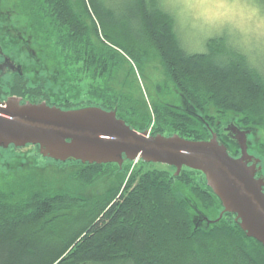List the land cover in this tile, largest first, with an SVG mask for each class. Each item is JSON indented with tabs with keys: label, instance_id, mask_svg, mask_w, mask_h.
I'll use <instances>...</instances> for the list:
<instances>
[{
	"label": "trees",
	"instance_id": "trees-1",
	"mask_svg": "<svg viewBox=\"0 0 264 264\" xmlns=\"http://www.w3.org/2000/svg\"><path fill=\"white\" fill-rule=\"evenodd\" d=\"M134 5L130 15L117 16L100 0H0V46L33 69L32 84L19 72L5 84L31 102L65 109L97 105L121 118L128 98L119 94L116 80L126 82L132 69L127 60L142 66L158 59L187 105L154 102L145 115L147 122L153 116L150 134L208 139L231 112L241 124L264 131V73L245 54L220 37L211 38L206 51L186 52L173 16L159 0ZM48 69L66 76V92L56 104L49 101ZM155 86L159 92L162 86ZM254 144L264 149V138ZM44 158L78 164L70 175L76 184L68 192L27 194L21 184L20 196L0 189V264H264V246L245 234L234 214L218 218L221 202L199 170L183 166L175 175L173 166L143 168L152 162L138 158L128 172L130 160L118 165ZM109 165L115 167L114 180L79 206L81 198L72 190L111 175ZM189 198L217 218L194 227ZM76 208L82 209L78 219L71 214ZM62 213L63 230L45 233Z\"/></svg>",
	"mask_w": 264,
	"mask_h": 264
},
{
	"label": "rangeland",
	"instance_id": "rangeland-1",
	"mask_svg": "<svg viewBox=\"0 0 264 264\" xmlns=\"http://www.w3.org/2000/svg\"><path fill=\"white\" fill-rule=\"evenodd\" d=\"M100 1L114 9L117 16L130 15L135 8V0ZM159 1L163 8L173 16L178 41L186 52L206 51L209 48V40L213 37H220L231 48L245 54L250 64L264 73V5L259 0ZM0 48L1 50L3 49L2 46ZM2 51L3 53H7L4 50ZM123 55L127 57L125 54ZM8 57L18 69L15 72L24 73L27 76L26 80H29L32 84V66L25 67L22 60L15 57L12 58L9 54ZM127 61H130L132 69L128 72L126 82H121V77L116 80V86H120L119 94L125 95L128 98L124 110L119 111V114L128 123L132 125L136 124V126L142 128L141 130H147L150 133L153 125V116L151 113V118L147 122L145 115L148 109L151 112V105L154 102H165V104L176 103L181 107H184L187 103L180 92L162 73L158 59L146 61L142 66H138L131 59ZM13 73L4 75L0 88L9 89L8 84H5V82L11 79ZM118 74V77H123V71L118 72ZM47 75L48 81L46 82V87L51 91L49 92V101L56 104L57 98L63 96L66 92L64 87L66 82L65 72H56V70L48 69ZM57 81L60 82V85ZM156 83L162 86L159 92L156 90ZM40 97L37 98L42 99ZM25 98L28 101L30 100V97L25 96ZM228 114V117H224L220 121H236L240 127L251 131L248 149L259 159L261 158V164L264 169V149L260 150L254 144L258 139L264 138V131L254 126L241 124L235 118L236 113L231 112ZM136 161L130 163L128 172L134 166H137L138 163ZM109 166L110 168H105L111 171V175H101L86 186L76 187L75 191L74 189L72 190L71 193L73 195L80 196L81 198L77 203L79 206L84 205L82 200L91 198L93 194L102 192L103 188L110 181L114 180L113 173L115 167L113 165ZM167 166L158 162L143 164V168L168 169ZM78 167L76 163L64 164L45 159L30 146H24L15 150L9 147L3 148L0 149V189L18 192L20 191L21 184H23L26 194L34 192L37 189H40V191L48 189V191L68 192L69 186L73 188V185L76 184L75 179L70 175L75 173ZM182 193L186 198L189 197V191L185 187H182ZM188 200L191 202L194 211L192 219L194 227L202 224L205 225L216 219L217 216L218 218L222 217L224 213L220 215L223 206L216 213V216V214H210L204 209L200 210L196 205L201 206V204L195 201V199L189 198ZM81 211V208L71 211L73 218L78 219L79 216L81 217ZM65 223V215L62 213L51 226L54 227L53 230L45 229L44 232L48 233V235L53 234L55 231L60 232L63 230Z\"/></svg>",
	"mask_w": 264,
	"mask_h": 264
},
{
	"label": "water",
	"instance_id": "water-1",
	"mask_svg": "<svg viewBox=\"0 0 264 264\" xmlns=\"http://www.w3.org/2000/svg\"><path fill=\"white\" fill-rule=\"evenodd\" d=\"M239 131L241 155L235 157L215 133L199 140L150 134L97 105L65 109L18 96L0 100V148L33 145L43 157L61 162L121 165L140 158L173 166L175 175L183 166L199 170L223 206L220 215L233 213L245 234L264 246V176L255 177L260 159L247 153L248 130Z\"/></svg>",
	"mask_w": 264,
	"mask_h": 264
},
{
	"label": "flooded vegetation",
	"instance_id": "flooded-vegetation-1",
	"mask_svg": "<svg viewBox=\"0 0 264 264\" xmlns=\"http://www.w3.org/2000/svg\"><path fill=\"white\" fill-rule=\"evenodd\" d=\"M15 71H18L17 67L15 66V64L10 60V58L8 57V55H6L5 53H3V51L0 48V84L3 81V77L5 74H11ZM10 96H18L21 98V101L27 100L25 98L24 95L22 94H17V93H11L10 88L7 89H2L0 88V100L4 101L5 99H7ZM157 98V96H156ZM160 98V97H159ZM162 99V98H160ZM165 103V102H162ZM166 104H171L174 105L176 107H181L176 103H166ZM122 119L126 121L125 118L121 117ZM128 123V122H127ZM130 124V123H128ZM221 128V129H220ZM218 131H212V133H216V137L219 141H221L226 147L227 150L229 151V153L232 156H239L241 155V149L240 146L238 144L237 138L235 137V135H239L240 131L243 130H248L246 128L240 127L239 123L236 121H231V120H226L222 123H220V126L218 127ZM251 133V131L248 130V132L246 133L245 137H246V145H247V153L252 155L255 158H258L256 155H254L249 149H248V143H249V134ZM261 159V158H260ZM251 163V161L249 162V164ZM257 165H261V168L259 170L256 171L255 173V177H259V176H264V169L263 166L261 164V160L257 163ZM264 189V187H263Z\"/></svg>",
	"mask_w": 264,
	"mask_h": 264
}]
</instances>
